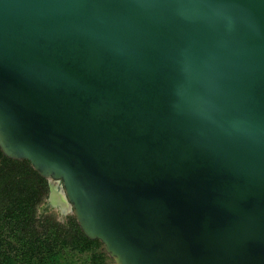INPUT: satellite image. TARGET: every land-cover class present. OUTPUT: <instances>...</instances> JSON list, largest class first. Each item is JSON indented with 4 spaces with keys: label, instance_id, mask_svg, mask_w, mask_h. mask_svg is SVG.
<instances>
[{
    "label": "water",
    "instance_id": "water-1",
    "mask_svg": "<svg viewBox=\"0 0 264 264\" xmlns=\"http://www.w3.org/2000/svg\"><path fill=\"white\" fill-rule=\"evenodd\" d=\"M0 148L115 264H264V0H0Z\"/></svg>",
    "mask_w": 264,
    "mask_h": 264
},
{
    "label": "trees",
    "instance_id": "trees-1",
    "mask_svg": "<svg viewBox=\"0 0 264 264\" xmlns=\"http://www.w3.org/2000/svg\"><path fill=\"white\" fill-rule=\"evenodd\" d=\"M48 179L28 160L0 148V264H113L98 239L88 238L74 214H38Z\"/></svg>",
    "mask_w": 264,
    "mask_h": 264
},
{
    "label": "rangeland",
    "instance_id": "rangeland-1",
    "mask_svg": "<svg viewBox=\"0 0 264 264\" xmlns=\"http://www.w3.org/2000/svg\"><path fill=\"white\" fill-rule=\"evenodd\" d=\"M43 213L53 214L60 221L65 220V218L68 215L72 214L71 212H68L66 214H62V212L57 207L49 206L47 199L42 204H40V206L38 208V214H43ZM113 264H115V263H113Z\"/></svg>",
    "mask_w": 264,
    "mask_h": 264
}]
</instances>
